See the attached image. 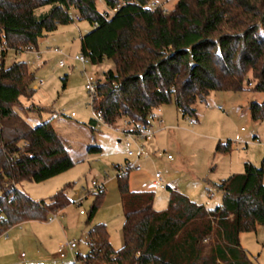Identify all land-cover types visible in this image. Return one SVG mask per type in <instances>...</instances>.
Here are the masks:
<instances>
[{
	"label": "trees",
	"instance_id": "trees-1",
	"mask_svg": "<svg viewBox=\"0 0 264 264\" xmlns=\"http://www.w3.org/2000/svg\"><path fill=\"white\" fill-rule=\"evenodd\" d=\"M75 19L93 25L81 37L80 52L92 64H114L98 79L91 102L110 127L125 118L147 123L172 101L183 116L199 120L197 105L215 91L264 93V0H177L170 11L157 0H0V40L7 51L38 48L41 38ZM7 51L0 60V235L67 208L74 183L41 200L18 184L45 181L76 164L51 120L31 127L15 110L22 96L35 93L36 76L27 61L6 66ZM248 109L264 121V101H251ZM90 125L95 130L97 118ZM216 151L229 152L230 142H219ZM132 173L117 177L124 246L115 249L107 225L96 224L87 234L89 252L77 253L74 264H255L240 234L264 225V158L260 166L246 161L243 172L217 183L223 202L214 208L172 189L168 207L158 210L154 191L130 188ZM104 192H94L88 222Z\"/></svg>",
	"mask_w": 264,
	"mask_h": 264
},
{
	"label": "rangeland",
	"instance_id": "rangeland-1",
	"mask_svg": "<svg viewBox=\"0 0 264 264\" xmlns=\"http://www.w3.org/2000/svg\"><path fill=\"white\" fill-rule=\"evenodd\" d=\"M157 1L167 11L177 2ZM100 8L104 9V5L101 4ZM76 13V9H72V14ZM92 28L89 21L78 19L61 25L39 40L37 49L43 53L41 61L30 51H7L6 66L24 60L36 76L33 83L35 93L32 97L22 96L15 110L31 127L51 120L66 140L76 164L45 181L25 180L18 184L33 199L41 200L49 199L66 184L74 183L68 190L73 202L56 212L58 216L54 220L26 221L0 235V264H74L77 253L85 255L89 252L87 234L99 223L107 225L115 249L125 244V216L116 165L125 163L128 156L124 143L119 142L122 138L120 129L101 122L93 130L90 121L96 118V114L87 89L89 75L103 80L104 72L114 64L111 60L96 65L91 63L85 73L84 66L78 61H74L73 66L61 67L62 55L51 51L58 47L68 55L79 53L81 37ZM250 76L253 78L252 74ZM249 87H254L253 83ZM251 101L263 102L264 93L253 90L215 91L207 102L197 105L199 120L196 116H183L174 101L159 108L165 129L155 135V149L165 155L155 157V165L140 162L141 171H159L167 183H172L170 188L154 189L156 209L168 207L174 187L193 201L214 208L223 202L217 183L233 173L243 172L246 161L261 165L264 158V121L252 118L248 109ZM36 106L42 110H35ZM189 118L195 121L194 125L189 124ZM219 142H230V151L217 152ZM91 145H100L101 151L89 150ZM169 154L172 159L167 158ZM106 173L105 194L93 219L88 222L97 194H88L82 205L75 200L79 194L85 196L84 188L90 189L92 181L103 180ZM68 241H76L78 247L75 254L62 258L59 248ZM240 242L255 264H264V225H258L255 231L241 233ZM21 253L26 257L22 258Z\"/></svg>",
	"mask_w": 264,
	"mask_h": 264
},
{
	"label": "built area",
	"instance_id": "built-area-1",
	"mask_svg": "<svg viewBox=\"0 0 264 264\" xmlns=\"http://www.w3.org/2000/svg\"><path fill=\"white\" fill-rule=\"evenodd\" d=\"M151 6L156 7L157 3L153 1L151 2ZM24 50L33 52L38 60L40 61L42 60L43 53L34 46L26 45L16 50V52H21ZM6 51H7L6 44L1 43L0 60L5 56ZM51 51L57 52L62 55V58L59 61V65L61 67H65L67 65L73 66V62L78 61L84 66V72L86 73L87 66L91 64L90 58L82 52L76 53L74 55H68L58 47L54 48ZM97 81H98L97 76L94 75L88 76L87 89L91 95L92 102L97 96ZM220 108L222 109V107ZM95 114L98 120V124H100L101 122L104 123L102 114L100 112H97ZM148 120L149 121L147 123H144L134 119L125 118L121 122V124L117 127V129H120L122 133V138L120 139V141L124 143L126 148V154L128 156V160H126L125 163L116 165L117 177L125 176L128 172L141 171L142 167L140 165V161L143 159L151 158L152 154L148 150L146 146V142L151 140L157 133L158 131L157 124L163 125L165 121L163 117L158 115L157 111L149 114ZM194 123L195 121L192 118H189V124H194ZM160 154H162V152H160ZM168 158L172 159L173 157L172 155L169 154ZM107 176L108 173L104 175V179L101 181L93 180L92 187L90 189L84 188L85 191L87 192L86 195L83 196L79 194L75 202L78 205H82L84 199L87 197L88 194L94 193L99 190H105L106 183L108 181ZM151 184L155 188H161V189H167L171 187V185L164 180L163 174L159 171L153 173L151 178ZM81 213H84V210H82ZM57 216L58 214H54L50 218V220H54ZM77 247H78V243L76 241H68L67 243L60 246L59 255L62 258H64L70 253L75 254ZM21 256L24 257L25 253H21Z\"/></svg>",
	"mask_w": 264,
	"mask_h": 264
},
{
	"label": "crops",
	"instance_id": "crops-1",
	"mask_svg": "<svg viewBox=\"0 0 264 264\" xmlns=\"http://www.w3.org/2000/svg\"><path fill=\"white\" fill-rule=\"evenodd\" d=\"M157 113H158L159 116L163 117L162 113L159 110L157 111ZM194 124H190V125H194ZM157 127H158L157 133H159V132H161V131H163L165 129V125L164 124L163 125L157 124ZM154 138H155V136L151 140L146 142V146H147L148 150L152 154L151 158L143 159L140 162H145V163H149V164L152 163V164L155 165V157H162V156L164 157L165 154L163 153V151H161L159 149H155V141H154L155 139ZM120 139H119V142H121ZM160 152H162V154H160ZM152 175H153V173H149V172H146V171L133 172L131 174V176H130V188L132 190H135V191H154L155 187L151 184ZM164 180H165V178H164ZM170 185L172 187V183H170ZM173 190L180 191V190H178L177 187H174ZM188 192L189 191H187V193ZM190 195H191V193H190ZM25 257H26V254L22 258H25Z\"/></svg>",
	"mask_w": 264,
	"mask_h": 264
}]
</instances>
